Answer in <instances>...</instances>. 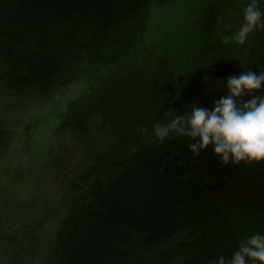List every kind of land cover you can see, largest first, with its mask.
<instances>
[{
  "label": "trees",
  "instance_id": "trees-1",
  "mask_svg": "<svg viewBox=\"0 0 264 264\" xmlns=\"http://www.w3.org/2000/svg\"><path fill=\"white\" fill-rule=\"evenodd\" d=\"M176 2L0 0V92L90 84L67 105L53 150L28 127L1 138L0 264L14 244L26 248L17 264H214L264 234V164L222 166L211 147L194 158L189 139L153 134L170 110L212 108L246 70L248 52L222 40L227 2L200 9L178 52L147 40L152 9Z\"/></svg>",
  "mask_w": 264,
  "mask_h": 264
},
{
  "label": "clouds",
  "instance_id": "clouds-1",
  "mask_svg": "<svg viewBox=\"0 0 264 264\" xmlns=\"http://www.w3.org/2000/svg\"><path fill=\"white\" fill-rule=\"evenodd\" d=\"M264 29V10L259 0H250L244 9L243 23L232 35L222 38L245 45L252 33ZM227 93L213 102L212 108L189 105L190 110L177 114L167 123H156L155 138L165 142L175 135L187 138L193 157L211 147L222 166L264 164V71L248 69L227 80ZM142 135L145 127L138 129ZM214 264H264V234L256 233L238 242L231 257L220 256Z\"/></svg>",
  "mask_w": 264,
  "mask_h": 264
},
{
  "label": "rangeland",
  "instance_id": "rangeland-1",
  "mask_svg": "<svg viewBox=\"0 0 264 264\" xmlns=\"http://www.w3.org/2000/svg\"><path fill=\"white\" fill-rule=\"evenodd\" d=\"M211 1L220 3L227 2L230 17L226 19L227 24H224L222 29L226 30L228 35L235 34L243 23L244 16H242V7L243 5L246 7L250 0H177L172 6L153 9L149 21L147 40H154V44L160 41L163 45H167L169 48L175 49L178 52L185 45L184 42L186 39L182 40L178 38L177 34L170 27L179 28L181 33H184L186 38H188L191 36V33H188V31L195 29V19L200 9ZM259 5L264 10V0H259ZM263 40L264 29H258L250 35L248 42L243 46L230 41L241 53L245 54V52H248L245 57V63L243 64L246 70L251 69L255 71L253 65L260 52L259 49H256L262 45ZM89 86V81L86 79H78L75 84L65 88L54 86L49 90L33 91L19 98L7 92H0V129L7 131L6 133H2L0 130V142L3 141L2 139L7 140L11 135L23 134L24 128L28 127L30 132L27 133L26 131L24 134L25 137L32 140L35 146L37 145L44 154L43 147L51 146V150H53L57 144L56 139H63L56 131V127L67 105L86 93ZM53 153L58 155L61 152L55 150ZM72 156L79 157L78 154L71 155L70 157ZM39 178L41 183L47 181L48 184L50 181L48 170H42L39 173ZM53 185L56 188L58 182L55 181ZM15 218L16 214L12 219ZM13 235L15 236V234ZM0 243L2 244L1 238ZM15 247L16 245L14 244L8 246L5 250L8 252V264H17L14 258L15 253L26 250V248L21 247L17 250ZM30 258L26 255L22 259L21 264H30ZM39 261L35 260L36 263H39Z\"/></svg>",
  "mask_w": 264,
  "mask_h": 264
},
{
  "label": "bare ground",
  "instance_id": "bare-ground-1",
  "mask_svg": "<svg viewBox=\"0 0 264 264\" xmlns=\"http://www.w3.org/2000/svg\"><path fill=\"white\" fill-rule=\"evenodd\" d=\"M244 9H245V6L243 5V7H242V16H244ZM172 30H173V32L175 33V34H177V37L178 38H181L182 40H185L186 39V36L184 35V33H181V30L179 29V28H176V27H170ZM188 33H191L192 34V40L194 39V31H192V30H189L188 31ZM54 87V86H53ZM52 88V87H51ZM49 90V89H48ZM43 91H46V90H43ZM206 151H208V152H210L211 153V149H208V150H206ZM209 159V158H208Z\"/></svg>",
  "mask_w": 264,
  "mask_h": 264
}]
</instances>
